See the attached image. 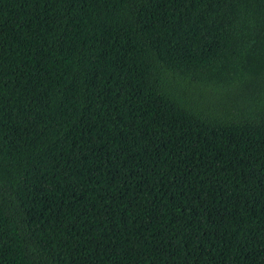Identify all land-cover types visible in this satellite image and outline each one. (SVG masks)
Masks as SVG:
<instances>
[{
	"label": "trees",
	"instance_id": "16d2710c",
	"mask_svg": "<svg viewBox=\"0 0 264 264\" xmlns=\"http://www.w3.org/2000/svg\"><path fill=\"white\" fill-rule=\"evenodd\" d=\"M0 264H264V0H0Z\"/></svg>",
	"mask_w": 264,
	"mask_h": 264
}]
</instances>
